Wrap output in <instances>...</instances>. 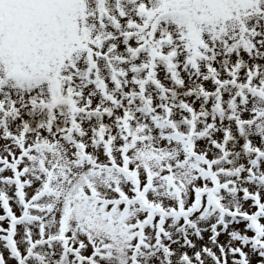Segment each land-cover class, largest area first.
<instances>
[{
  "label": "snow or ice",
  "instance_id": "snow-or-ice-1",
  "mask_svg": "<svg viewBox=\"0 0 264 264\" xmlns=\"http://www.w3.org/2000/svg\"><path fill=\"white\" fill-rule=\"evenodd\" d=\"M0 264H264V0H0Z\"/></svg>",
  "mask_w": 264,
  "mask_h": 264
}]
</instances>
